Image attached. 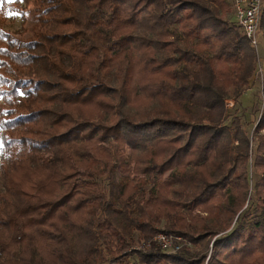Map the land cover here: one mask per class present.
<instances>
[{"label":"trees","instance_id":"1","mask_svg":"<svg viewBox=\"0 0 264 264\" xmlns=\"http://www.w3.org/2000/svg\"><path fill=\"white\" fill-rule=\"evenodd\" d=\"M257 76L228 0H0V264H264Z\"/></svg>","mask_w":264,"mask_h":264},{"label":"built area","instance_id":"2","mask_svg":"<svg viewBox=\"0 0 264 264\" xmlns=\"http://www.w3.org/2000/svg\"><path fill=\"white\" fill-rule=\"evenodd\" d=\"M232 9V18L236 25L244 32L256 51L258 57V73L263 72L259 47H260V26L264 0H228ZM228 102V101H227ZM182 237L166 233L157 234L148 242H141L134 248L149 250L152 247L160 249L165 254H177L185 245Z\"/></svg>","mask_w":264,"mask_h":264},{"label":"rangeland","instance_id":"3","mask_svg":"<svg viewBox=\"0 0 264 264\" xmlns=\"http://www.w3.org/2000/svg\"><path fill=\"white\" fill-rule=\"evenodd\" d=\"M29 9L30 8L25 9L24 14H14L13 18L8 22L6 27L7 31L12 34L21 32V34L26 37L31 36L35 30V23L33 15ZM259 43V55L263 69L262 74L258 73V76L252 81L250 89L241 97L240 105H238L234 100H228L226 103V107L229 109L231 114L237 112V114L241 116L243 126L250 136L254 132L264 107V45L261 40ZM231 121L232 118H230L226 123H230ZM105 184L106 182L104 181L103 186H105ZM184 241L187 243L185 239Z\"/></svg>","mask_w":264,"mask_h":264},{"label":"snow or ice","instance_id":"4","mask_svg":"<svg viewBox=\"0 0 264 264\" xmlns=\"http://www.w3.org/2000/svg\"><path fill=\"white\" fill-rule=\"evenodd\" d=\"M21 2H23V0H21Z\"/></svg>","mask_w":264,"mask_h":264}]
</instances>
